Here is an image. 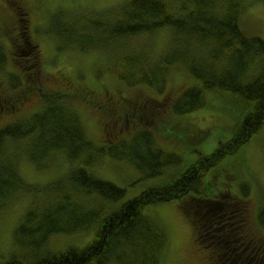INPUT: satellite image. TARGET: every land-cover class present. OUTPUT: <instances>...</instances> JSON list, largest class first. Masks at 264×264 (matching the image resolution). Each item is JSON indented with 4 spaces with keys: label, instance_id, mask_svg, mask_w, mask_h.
<instances>
[{
    "label": "trees",
    "instance_id": "16d2710c",
    "mask_svg": "<svg viewBox=\"0 0 264 264\" xmlns=\"http://www.w3.org/2000/svg\"><path fill=\"white\" fill-rule=\"evenodd\" d=\"M249 2L127 0L115 9L103 11L101 17L83 23L80 12L73 13L80 14L79 17L70 15L66 19L60 17L59 11L53 16L46 33L55 40L57 49L113 51L116 57L112 72L129 87L146 86L162 94L174 67L184 68L197 77L200 85L182 91L172 103L173 113L185 114L204 107V93L210 91L230 103L236 116L230 138L220 142L209 155H201L173 180L149 187L119 206L114 203L120 201L125 189L102 179L89 165L103 157L122 159L142 169L144 176H155L167 165L179 164L180 155L160 148L146 128L139 129L128 140L95 145L79 114L66 99L86 98L83 89L72 93L44 89L39 49L32 40L28 42V30L21 23V7H13L10 2L9 20L5 23L0 20V73L7 60V49L1 40L8 33L12 54L24 78L15 76V82L10 84L11 88L21 86L18 93H0V114L16 110L31 90L40 92L43 105L31 116L0 128V206L19 192L33 196L28 210L13 229V247L7 257H0V264H158L166 238L160 226L143 213V208L172 200L190 217L195 242L205 238L212 244L220 241L240 248L235 238H227L240 225L251 236V243L257 237L264 244L263 235L251 234L247 229V206L242 198L230 194L226 186L229 181L224 182L223 190L210 192L218 175L231 179L229 170L220 173L215 170L214 181L206 183L204 179L208 170L239 150L264 122V39L245 34L239 25L240 15ZM163 28L169 29L171 37L157 56L146 48L149 40L133 44L134 38L151 37ZM224 92L230 95L229 99L219 95ZM146 101L134 95L119 112L112 106L107 113L112 129L119 124L124 126L131 118L147 122L165 104ZM95 105L100 107L97 102ZM19 149L37 167L48 166L61 154L68 162V171L43 185L29 183L18 170ZM240 189L242 196H246L248 191L243 183ZM257 222L264 229V198ZM94 223L98 227L87 245L50 250L49 238L53 234H70Z\"/></svg>",
    "mask_w": 264,
    "mask_h": 264
},
{
    "label": "rangeland",
    "instance_id": "374dc122",
    "mask_svg": "<svg viewBox=\"0 0 264 264\" xmlns=\"http://www.w3.org/2000/svg\"><path fill=\"white\" fill-rule=\"evenodd\" d=\"M125 1L0 0V20L4 23L10 18L11 12L8 9L10 2L13 7H21V23L26 26V29L28 28V33L30 32L29 37L26 35L28 42L30 39L38 45L42 58L41 72L46 76L44 81H41L44 89L64 93L83 89L86 98L70 96L69 100L79 112L87 134L95 145L116 142L121 139L128 140L137 130L146 128L152 132L154 140L160 148L180 155L181 162L179 164L167 165L162 173L155 176H144L142 169L122 159L103 157L102 160L89 165L88 168L99 177L125 189V194L120 201L114 203V206H119L123 201L137 196L149 187L160 186L173 180L189 165L196 162L201 155H209L220 142L230 138L233 124L236 121V116L230 109V103L218 98L215 93L210 91L204 93L206 100L204 107L185 114L173 113L172 103L182 91L188 87L200 85L199 79L184 68H172L167 76L165 91L162 94L146 86L129 87L112 72L116 57L113 51L107 50V48L88 51L75 49L59 51L53 38L44 32L57 11L62 19H66L70 15L79 17L81 14L83 23L101 17L103 11L114 9ZM73 10L80 14L71 13ZM239 23L245 34L264 39V1L250 0L240 16ZM15 26L16 24H13L14 33L17 31ZM6 34L10 36L8 33ZM23 34L26 33L23 32ZM7 35L1 40L7 49L8 56L4 67L6 71L0 73V89H3L5 93L11 91L10 83H13L9 79V74L19 76L22 80L24 78V74L20 70L21 67L17 65L18 60L12 54V43ZM170 37L169 29L163 28L151 37L144 35V38L140 36L132 41L137 46L149 40L150 45L146 48L157 56L165 49ZM68 80L69 83H67ZM110 92L113 98L105 100L96 98V96L102 97L105 93L110 94ZM134 95H139L142 100L147 99L146 102L151 100L155 105L165 104L164 106L160 105L157 108V114L151 119L149 116L146 119L147 122L131 118L126 126L119 124L116 134L109 139L108 136L112 134L106 135L108 126L104 125V120L109 117L107 113L112 109V103L116 104V112H119L118 109L125 107L127 101ZM219 95L225 99L230 98L226 92L219 93ZM166 97H168L167 102ZM95 102L100 107H97ZM42 103V96L39 92L29 91L27 99L16 110L0 114V128L10 122L30 116L41 109ZM16 152L19 173L29 183L43 185L68 171V162L61 154L48 166L37 167L23 150L19 149ZM224 169L229 170L232 175L231 179H226L228 176L220 174L214 181L215 170L220 173ZM204 179L206 183L214 181L212 185L210 184L211 193L215 194L228 186L232 196L242 198L247 206V229H250L251 234L257 233L264 236V229L257 222L258 209L264 198V122L246 144L236 152L226 155L216 167L208 170ZM225 181H229L226 186ZM242 183L248 191L244 197L240 189ZM42 194L43 192L40 195ZM39 198L41 201L44 200V197L39 196ZM32 199L31 193L19 192L0 206V257L9 255L13 247L12 232L15 224L28 210ZM180 208L176 200L149 204L143 208V213L160 226L166 238L158 264H204L200 260L201 251L210 253L218 252V250H213L209 245L200 247L199 251L195 249L192 222ZM97 227L98 224L94 223L87 229L70 234H53L49 238V248L52 251H59L69 245L83 247L93 240ZM256 228L259 231H255ZM250 237L246 233V228L240 225L227 235L228 239L235 238L240 248H244L245 244L252 247Z\"/></svg>",
    "mask_w": 264,
    "mask_h": 264
},
{
    "label": "flooded vegetation",
    "instance_id": "af4514ba",
    "mask_svg": "<svg viewBox=\"0 0 264 264\" xmlns=\"http://www.w3.org/2000/svg\"><path fill=\"white\" fill-rule=\"evenodd\" d=\"M146 116H148V114H146ZM108 122L110 123V120H108ZM127 122L128 120L125 123ZM104 125L107 126V121H104ZM110 133L113 134L112 129H109L106 135ZM226 241L228 242V240ZM252 243V247L247 245L249 249L247 247L243 249L232 247L231 243L227 246L222 245V242L218 241L215 243V246H221V249L218 251L219 253L217 251L203 253L202 251L200 260L204 264H264V244L260 243L257 237L252 240ZM213 252L217 253L212 254Z\"/></svg>",
    "mask_w": 264,
    "mask_h": 264
}]
</instances>
